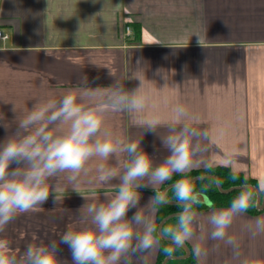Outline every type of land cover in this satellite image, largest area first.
Wrapping results in <instances>:
<instances>
[{"label":"crops","instance_id":"crops-1","mask_svg":"<svg viewBox=\"0 0 264 264\" xmlns=\"http://www.w3.org/2000/svg\"><path fill=\"white\" fill-rule=\"evenodd\" d=\"M0 30L6 37L0 39V142L15 132L16 115L37 100L78 90L85 78L91 87H107L118 79L134 89L139 81L130 77L145 74L150 94L146 114L168 118L182 104L200 118L198 127L209 131L205 163L190 172L226 167L255 181L264 193V0H0ZM165 83L169 86L161 89ZM133 119L126 112L109 114L104 127L126 141L141 139L143 150L160 163L167 151L156 135L142 137ZM102 162H89L79 193L61 178L59 203L51 194L41 208L19 215L0 236L19 254L29 243L58 241L67 229L78 228L84 197L99 202L105 192L118 191L116 182H94ZM139 191L141 205L155 195L150 188ZM212 210L196 211L195 235L186 242L195 263L242 264L246 259L264 264V236L249 240L241 231L264 217V209L247 212L228 230L240 240L239 259L223 242L210 239ZM176 223L177 218L169 226ZM197 245L207 254L197 257ZM159 247L138 264H156ZM58 259L72 264L67 245L59 244Z\"/></svg>","mask_w":264,"mask_h":264},{"label":"clouds","instance_id":"clouds-1","mask_svg":"<svg viewBox=\"0 0 264 264\" xmlns=\"http://www.w3.org/2000/svg\"><path fill=\"white\" fill-rule=\"evenodd\" d=\"M140 65L137 60L136 72ZM110 75L114 76L112 71ZM130 78L139 81L138 87L127 89L118 79L107 87H91L85 78L78 90L37 100L23 115H16L15 132L0 142V234L19 215L41 208L51 194L54 203H59V193L64 190L61 178L79 193L81 177L89 175L88 164L95 158L103 162L95 168L94 182H116L118 191L105 192L99 202L84 197L80 226L64 231L58 241L29 243L17 254L11 241L0 236V264H59V244L68 246L72 264H138L157 248L158 237L167 238L175 247H183L193 238L199 219L194 205L204 201L195 194L192 183L182 178L172 185L181 211L176 225L159 230L155 222L158 206L170 201L158 187L174 174H185L204 164L202 157L212 138L207 129L198 127L200 118L182 104H176L168 118L146 114L150 94L145 90V74L144 78ZM168 86L165 83L161 89ZM13 112L17 113L15 105ZM120 112L134 117L133 124L142 131V137L152 133L159 138L167 151L160 163L155 164L143 150L141 139L126 141L104 127L109 114ZM141 188L155 193L144 205L140 203ZM252 204L253 192L245 188L226 208L216 210L211 202L206 205L213 209L207 218L212 229L210 239L223 242L234 259L241 257V244L228 230ZM241 231L249 240L264 236V217L244 224ZM167 251L171 253L174 248ZM195 253L197 257L207 254L199 245Z\"/></svg>","mask_w":264,"mask_h":264},{"label":"trees","instance_id":"trees-1","mask_svg":"<svg viewBox=\"0 0 264 264\" xmlns=\"http://www.w3.org/2000/svg\"><path fill=\"white\" fill-rule=\"evenodd\" d=\"M202 175H213L215 176L219 181L224 190H228L232 187H238V186H254L257 187L255 181L252 179L244 177V175L239 174V173H234L232 172L229 168L226 167H216V168H211L205 171H194L190 172L188 174H174L172 179L169 180L166 185L162 188L164 190L165 187H167L170 184L175 183L179 179H192L198 176ZM192 185L194 187V192L196 195L204 196L209 202H211L216 208L221 207V208H226L230 202L240 193L241 190H234L230 193L224 194L220 192L217 188V185L214 180L212 179H203V180H198L195 182H192ZM174 190L171 189L167 191V196L170 201H175L174 195H173ZM253 192V191H252ZM256 194L253 192V204L252 206L248 209L247 212L253 213V214H258L261 212V210H258L255 206V201H256ZM208 208L206 206V203H201L199 205H194V211H200ZM181 211L180 208L168 204H163L158 206V211H157V227L159 226V223L168 215L174 214V213H179ZM175 219V218H174ZM171 219L168 222L165 223L163 228H167L169 226V223L174 220ZM159 238V253H158V258H157V263L156 264H162L164 259L168 256H182L185 254V250L183 247H175L174 245H171L169 241L163 240L160 237ZM169 247H173L174 251L169 253L167 249ZM177 262H181L182 264H196L192 255L187 260L184 261H176V260H171L167 264H175Z\"/></svg>","mask_w":264,"mask_h":264},{"label":"water","instance_id":"water-1","mask_svg":"<svg viewBox=\"0 0 264 264\" xmlns=\"http://www.w3.org/2000/svg\"><path fill=\"white\" fill-rule=\"evenodd\" d=\"M203 179H212L215 181L216 185H217V188L220 192L224 193V194H227V193H230L234 190H242V189H250L251 191L255 192L256 196H257V199H256V208L258 210H262L264 209V193H261L260 190L254 186H238V187H232L228 190H224L220 184V181L213 175H203V176H198V177H195V178H192V179H187L189 180L191 183L192 182H195V181H198V180H203ZM174 184V183H173ZM173 184H170L168 185L167 187L164 188V190H162L161 192H165L167 193V191L173 189L172 188V185ZM199 197L202 198H205L204 196H200ZM206 199V198H205ZM170 201V200H169ZM205 202H209L207 199ZM168 205H172V206H176L177 204L175 203V201H170L169 203H167ZM177 214L178 213H174V214H171V215H168L167 217H165L160 223H159V226H158V230L159 228L162 226L164 227L165 223L168 222L169 220L171 219H174V218H177ZM161 239L163 240H166V241H169L167 238H162L160 237ZM183 249L185 250V254L182 255V256H168L164 259V261L162 262V264H167L169 261L171 260H176V261H184V260H187L191 253H190V249L188 248V246L185 245L183 246Z\"/></svg>","mask_w":264,"mask_h":264},{"label":"built area","instance_id":"built-area-1","mask_svg":"<svg viewBox=\"0 0 264 264\" xmlns=\"http://www.w3.org/2000/svg\"><path fill=\"white\" fill-rule=\"evenodd\" d=\"M125 32H126L127 35H130L131 34V29L129 27H127L126 30H125ZM5 38L6 37L3 36V34L1 32V30H0V39H5Z\"/></svg>","mask_w":264,"mask_h":264},{"label":"rangeland","instance_id":"rangeland-1","mask_svg":"<svg viewBox=\"0 0 264 264\" xmlns=\"http://www.w3.org/2000/svg\"><path fill=\"white\" fill-rule=\"evenodd\" d=\"M175 264H182L181 262H177V263H175Z\"/></svg>","mask_w":264,"mask_h":264}]
</instances>
